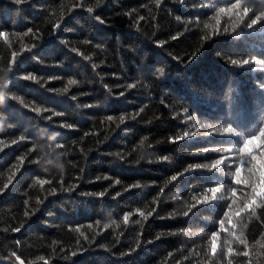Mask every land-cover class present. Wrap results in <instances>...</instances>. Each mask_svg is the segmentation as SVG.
<instances>
[{"label":"trees","instance_id":"trees-1","mask_svg":"<svg viewBox=\"0 0 264 264\" xmlns=\"http://www.w3.org/2000/svg\"><path fill=\"white\" fill-rule=\"evenodd\" d=\"M230 2L0 0V264H264V0Z\"/></svg>","mask_w":264,"mask_h":264},{"label":"snow or ice","instance_id":"snow-or-ice-1","mask_svg":"<svg viewBox=\"0 0 264 264\" xmlns=\"http://www.w3.org/2000/svg\"><path fill=\"white\" fill-rule=\"evenodd\" d=\"M15 2L17 4H20L22 2V0H15ZM160 0H157V3L159 4ZM256 2H258V0H256ZM242 7V3H241V0H235V2H230V6L225 8V7H221L219 8L218 10V13H228V12H231L233 10H238V9H241ZM88 11L91 12L92 9L91 8H88ZM249 13V8L248 7H243V10H242V16H241V20L243 19V16H247ZM264 15V13H262L261 15H256L254 18H251L250 19V22L246 25L247 28L251 29L253 27V25L257 24L258 21L261 20V16ZM97 19H99L97 17ZM238 26V25H237ZM233 30H235V26L233 28ZM29 31H31V29H29ZM225 31H227V29H225ZM0 37H5L7 38V34L5 32H2L0 31ZM35 46V45H33ZM16 56H17V53L13 52L12 53V59L10 61V67L8 69V72H11L12 71V68H11V64H14L15 63V60H16ZM250 61L248 59H244V60H237V59H232L231 60V64L232 65H237V66H240V65H247L249 64ZM162 74V73H161ZM6 77H7V73H5L4 76H0V86H3V87H6L7 86V80H6ZM24 79H29V80H34L35 77L32 76V75H28V76H25L23 77ZM69 84H75L76 81L75 80H69L68 81ZM4 99V95L3 93H0V100H3ZM47 110V109H46ZM36 111H39V109H36ZM50 118V117H49ZM109 120H112L114 119V117L112 116H109L108 117ZM125 119L124 116H121L120 117V120L121 122H123ZM63 127H71V125H62ZM224 132L228 135H232V134H235V135H239V133H236L234 131V129L228 125L225 129H224ZM188 133L185 132L184 133V136H187ZM259 136L261 138H264V128H261L259 130ZM21 140L24 139L23 136L20 137ZM257 139V135L255 133H253L251 136H245L243 137L242 141H243V147L238 149L239 152H244V153H247V155L250 157V160L248 161V164H249V167L250 169H254L257 167V160H258V157H257V154L253 151H251L249 149V145H254L255 141ZM57 147H62L61 145H57ZM223 151L225 152H231L232 149L231 148H226L224 149ZM259 151L260 153H264V141H262L260 147H259ZM117 155H119L117 153ZM166 159V158H165ZM260 160H261V164H260V168L262 169V171L260 172V176L258 177L257 181L252 184V185H249L247 183V181H242L241 180V176H240V172H241V167L240 166H237L236 169H235V172H234V178H235V183L237 184H241V183H244L245 187H251V200L246 203L243 208H239L236 212H235V215H239L241 211H244L246 209H250L251 206L253 204L256 203V197H260L262 200H264V156H261L260 157ZM221 164H224V159H218L216 160L212 165L211 167L213 169L217 168L218 165H221ZM244 164V160L241 159L240 160V165H243ZM59 168H61V170L63 169V164H60L58 165ZM196 167H202L201 165H197ZM176 179V176H173L172 177V180H175ZM50 181H47V180H40L38 181V183H40L41 185L45 184V183H49ZM116 183H120L118 180L116 181ZM5 187H7V185H5ZM132 187H140V185L137 183L135 185H133ZM224 185L223 184H220L218 187H213V188H210L208 189V191L212 194L211 195V199L212 200H216L217 199V196H216V193L220 191L221 188H223ZM232 195L235 196V193H236V189L235 188H232ZM55 193V190L53 189V194ZM97 195L99 196H103L104 195V192H100L98 193ZM201 203L203 202H206V201H200ZM233 203H235V201H233ZM195 205H193L194 207ZM228 209H229V212H232V205H228ZM229 212H226L224 215L227 217L229 215ZM25 215H27V213H25ZM141 215H143V213H141ZM184 215H188L187 212L184 213ZM127 219V218H125ZM231 221L229 220V223ZM220 227L222 230H227V229H224V220H221L220 221ZM17 231L19 229H16ZM234 235V233H233ZM218 236V233L217 232H213L212 233V239H213V245H212V252L215 253L216 252V245H215V240ZM240 243L244 244L245 241L244 240H240ZM75 254V253H73ZM243 255L247 256L248 253L247 252H244ZM17 259H19V257H17ZM22 264V262H21Z\"/></svg>","mask_w":264,"mask_h":264}]
</instances>
